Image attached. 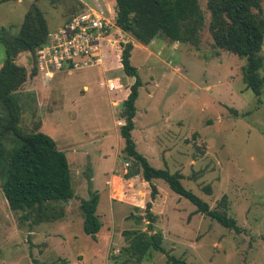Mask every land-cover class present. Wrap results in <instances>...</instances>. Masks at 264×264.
I'll list each match as a JSON object with an SVG mask.
<instances>
[{"label":"rangeland","instance_id":"1","mask_svg":"<svg viewBox=\"0 0 264 264\" xmlns=\"http://www.w3.org/2000/svg\"><path fill=\"white\" fill-rule=\"evenodd\" d=\"M206 1H199L205 25L198 46L157 38L143 45L118 28L111 35L115 45L102 48L100 66L65 79L58 77L66 70L57 71L50 80L37 68L31 74L28 51L18 55L16 63L27 71L18 99L20 125L31 129L38 122L39 130L57 141L67 155L74 196L53 203L56 211L64 210L62 217L35 222L34 215L23 217L25 212L8 207L0 180V264H171L169 256L186 264H264V85L255 96L243 81L244 57L214 45ZM33 2L51 30L78 8L77 0H0V26L17 30ZM127 41L133 43L130 59L141 79L132 130L137 150L154 167L180 171L184 187L211 208L226 195L237 231L197 212L162 179L152 180L157 186L152 199L150 184L140 175L126 178L124 164L131 162L122 156L115 124L119 110L112 100L125 94L123 84L132 81L118 58ZM260 53L264 55V38ZM4 59L0 43V66ZM107 79L117 88L99 85ZM64 87L71 91L68 103ZM84 140L90 144L78 150L90 154L76 153L74 145L82 147L78 143ZM90 191L99 192L96 212L102 226L95 237L84 232L80 208ZM147 201L155 215L151 230ZM130 229L160 231L165 252L155 251L140 263L124 261L121 248Z\"/></svg>","mask_w":264,"mask_h":264},{"label":"trees","instance_id":"2","mask_svg":"<svg viewBox=\"0 0 264 264\" xmlns=\"http://www.w3.org/2000/svg\"><path fill=\"white\" fill-rule=\"evenodd\" d=\"M200 0H114L116 26L133 36L143 45L154 39L179 42L198 46L200 32L205 25V14ZM264 0H207L210 11L208 30L214 45L244 57L243 81L246 88L259 97L264 85V55L260 53L264 38ZM78 4V3H77ZM81 10L78 5L71 15ZM69 17V18H70ZM49 28L43 12L33 2L24 14L17 30L11 26H0V43L5 49V59L0 66V180L2 192L13 211L25 212L23 217L34 215L35 222L53 221L64 215V210H55L53 203L67 202L74 196L69 162L65 152L58 148L56 141L39 130L40 123L31 129L20 125L22 110L18 104L21 86L27 78L23 65L16 63L18 55L28 51L33 57L31 74H36V50L47 42ZM133 43L122 44L120 63L125 75L134 80L129 93L119 109L124 123L119 127L123 140L122 156L131 162L126 178L140 175L151 187V198L157 194L153 179L164 180L171 190L187 198L196 206V211L209 215L221 225L238 230L234 217L228 215L227 197L224 195L218 205L211 208L209 203L184 187L180 171L167 167L157 168L136 148L132 138L135 101L141 79L137 68L131 63ZM38 69V68H37ZM117 84V83H116ZM33 96H30V100ZM134 166V167H132ZM206 190L210 192L207 186ZM99 193L89 192L88 198L80 202L83 214V230L95 237L102 226L97 214ZM152 202L145 208L148 230H151L155 215ZM141 221L139 215L134 216ZM148 230L130 229L125 231L126 246L121 248L124 261L134 258L136 263L147 260L155 251L165 252L160 231L152 234ZM171 264H186L185 260L169 256Z\"/></svg>","mask_w":264,"mask_h":264},{"label":"built area","instance_id":"3","mask_svg":"<svg viewBox=\"0 0 264 264\" xmlns=\"http://www.w3.org/2000/svg\"><path fill=\"white\" fill-rule=\"evenodd\" d=\"M77 3L81 10L49 31L47 42L36 50L37 68L47 77L61 70L100 64L103 46L115 45L111 35L118 27L112 4L101 0H77ZM104 83L109 90L116 88L112 79ZM124 166L128 168L129 162Z\"/></svg>","mask_w":264,"mask_h":264},{"label":"crops","instance_id":"4","mask_svg":"<svg viewBox=\"0 0 264 264\" xmlns=\"http://www.w3.org/2000/svg\"><path fill=\"white\" fill-rule=\"evenodd\" d=\"M64 20V19H63ZM47 22V21H46ZM64 23V21L60 24V26L62 25ZM47 26H48V24H47ZM49 28V27H48ZM57 29V28H56ZM53 30H55V29H53ZM49 31H51V29H49ZM121 52V50L119 49V51H118V54ZM120 56V55H119ZM119 59H120V57H118ZM120 62V61H119ZM120 65H121V63H120ZM98 66H100V65H97V64H89V65H83V66H79V67H75V68H73V69H69V70H66L65 72V74L66 75H63V77L61 76V77H58V79L59 78H63V79H65V78H67L68 76L67 75H69V74H73L75 71H77V70H80V69H83V68H91V67H98ZM102 67V66H101ZM55 75V74H54ZM54 75L52 76V77H49V78H47V80H50V79H52L53 77H54ZM131 79H132V81H130L129 83H127V85H125V84H123L124 86L123 87H125V94H119V96L117 97V98H114L113 100H112V106H114L115 108H117V110H119L122 106H120V103L122 102L123 103V100L127 97V95H128V93H129V85L128 84H131L132 82H133V78L131 77ZM61 84H63V83H61ZM99 85L100 86H104V87H106L105 86V83H104V81L102 80H100V82H99ZM117 84H116V88H117ZM86 88H87V86H86ZM115 88V89H116ZM120 88H122V87H119V89ZM109 90V89H108ZM114 90V89H113ZM63 91L65 92H63V94H64V97L66 98L67 97V95L68 94H70L71 93V91L68 89V88H66V87H64V89H63ZM68 99H71V97L70 98H68L67 97V100H65L64 101V103L66 102V103H68ZM118 112L119 111H116L115 112V114H117L118 115ZM135 118H136V113H135V116L133 117V121H134V123H135ZM120 117L119 118H116V120H115V124L118 126V127H120L118 124H121V122H120ZM118 122H120V123H118ZM122 125V124H121ZM41 128V125H40V127H39V129ZM134 128V127H133ZM119 129V128H118ZM118 132H119V130H118ZM155 132V130L153 129V131L152 132H150L151 134H153ZM56 141V140H55ZM90 140H84V142L83 141H80L79 143H78V145H81L82 143H83V146L82 147H80V146H75L74 145V147H73V149L75 150V152L76 153H83V154H90V152H88L87 150H85V151H81V150H78V149H80V148H84L85 149V145L87 144V145H89L90 143H88ZM56 143H57V141H56ZM66 154V153H65ZM67 156V155H66ZM80 156V155H79ZM89 156V155H88ZM111 175H112V173H111ZM115 176V175H114ZM117 176V175H116ZM119 177V176H118ZM91 180H93V172H92V176H91V178H90ZM94 181V180H93ZM98 192V191H97ZM99 193V192H98ZM153 204L155 205V202H153Z\"/></svg>","mask_w":264,"mask_h":264},{"label":"water","instance_id":"5","mask_svg":"<svg viewBox=\"0 0 264 264\" xmlns=\"http://www.w3.org/2000/svg\"><path fill=\"white\" fill-rule=\"evenodd\" d=\"M122 105H123V103L121 102V103H120V106H122ZM132 167H134V166H132Z\"/></svg>","mask_w":264,"mask_h":264}]
</instances>
